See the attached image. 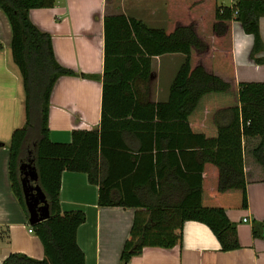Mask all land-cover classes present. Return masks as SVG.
Returning <instances> with one entry per match:
<instances>
[{
  "label": "trees",
  "instance_id": "obj_1",
  "mask_svg": "<svg viewBox=\"0 0 264 264\" xmlns=\"http://www.w3.org/2000/svg\"><path fill=\"white\" fill-rule=\"evenodd\" d=\"M53 1L0 0L23 91L24 121L11 131L7 145L9 184L27 216L18 165L30 161L48 209L47 218L30 225L42 257L12 252L1 264H84L75 230L85 216L79 209H60L62 171L85 173L97 186V205L134 209L119 252L121 264L144 247L179 243L185 220L205 224L222 251L237 248L234 224L224 209L247 206L241 137L258 139L250 152L264 169V81H235L229 23L238 21L252 36L249 56L260 61L258 18L264 16V0H234L228 6L183 0V7L177 0L181 14L171 17L167 10L164 28L123 14L105 15L98 126L72 129L67 143L48 137V100L56 79L75 73L56 62L49 34L28 18L29 9L51 7ZM165 53H179L181 62L166 99L147 101L139 83L148 79L150 57ZM208 57L209 62L199 60ZM201 101L223 109L203 110L200 116L194 108ZM225 109L228 120L219 124L216 117L222 119ZM200 120L205 126L196 132ZM212 132L218 141H205ZM210 168L216 172L214 189H206L202 180ZM261 224L253 225V235Z\"/></svg>",
  "mask_w": 264,
  "mask_h": 264
},
{
  "label": "crops",
  "instance_id": "obj_2",
  "mask_svg": "<svg viewBox=\"0 0 264 264\" xmlns=\"http://www.w3.org/2000/svg\"><path fill=\"white\" fill-rule=\"evenodd\" d=\"M233 1L215 0V3L228 6ZM176 2L54 0L51 7L28 10L30 22L49 34L56 62L75 73L58 77L51 88L47 111L50 141L67 143L72 129L88 130L98 126L103 17L123 14L140 20L150 28H164L167 10L171 17L181 14L180 7L175 6ZM179 3L183 7V0ZM240 29L238 21H230V50L235 81H264V16L258 18V32L263 44L256 55L260 61L256 62L249 56L251 35L238 37L247 43L234 57L233 34ZM9 43V24L0 10V264L12 252L36 259L42 257L41 245L33 232L27 231L30 225L11 192L7 175L10 133L24 121L21 79L12 62ZM209 57L199 60L209 62ZM181 59L179 53L150 57L148 79L145 83H139V89L147 101L166 99L168 85ZM205 105L201 101L194 110L202 116L203 110L223 109L214 103L208 107ZM228 112L224 110L222 119L216 117L219 124L227 122ZM200 121L199 125L194 124L196 132H202L201 127L205 126ZM204 138L205 141H218L214 132L206 134ZM257 141L254 137L240 138L247 206L224 209L225 216L234 224L237 248L222 251L205 224L185 220L181 225L179 243L170 248L144 247L140 254L130 257L125 264H264V169L250 152ZM205 173L203 171L202 180L208 186L206 189H214L216 172L210 168V172ZM59 207L63 211L79 209L84 213V221L75 230V242L83 253L84 264H121L119 252L129 232L133 208L97 205V186L87 181L85 173L72 171L60 173ZM255 223H262L257 235L252 234Z\"/></svg>",
  "mask_w": 264,
  "mask_h": 264
},
{
  "label": "water",
  "instance_id": "obj_3",
  "mask_svg": "<svg viewBox=\"0 0 264 264\" xmlns=\"http://www.w3.org/2000/svg\"><path fill=\"white\" fill-rule=\"evenodd\" d=\"M20 185L24 208L26 210V219L29 225L41 221L48 217V209L45 196L37 185V174L35 167L30 161L18 165Z\"/></svg>",
  "mask_w": 264,
  "mask_h": 264
},
{
  "label": "clouds",
  "instance_id": "obj_4",
  "mask_svg": "<svg viewBox=\"0 0 264 264\" xmlns=\"http://www.w3.org/2000/svg\"><path fill=\"white\" fill-rule=\"evenodd\" d=\"M250 34L245 33L241 28L239 32L233 34V54L234 57L240 53V51L245 47L247 43L244 39H238V37H249Z\"/></svg>",
  "mask_w": 264,
  "mask_h": 264
},
{
  "label": "built area",
  "instance_id": "obj_5",
  "mask_svg": "<svg viewBox=\"0 0 264 264\" xmlns=\"http://www.w3.org/2000/svg\"><path fill=\"white\" fill-rule=\"evenodd\" d=\"M28 232H32L30 228L27 229Z\"/></svg>",
  "mask_w": 264,
  "mask_h": 264
},
{
  "label": "rangeland",
  "instance_id": "obj_6",
  "mask_svg": "<svg viewBox=\"0 0 264 264\" xmlns=\"http://www.w3.org/2000/svg\"><path fill=\"white\" fill-rule=\"evenodd\" d=\"M252 144H253V142H252ZM256 144V143H255Z\"/></svg>",
  "mask_w": 264,
  "mask_h": 264
}]
</instances>
